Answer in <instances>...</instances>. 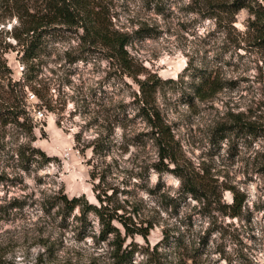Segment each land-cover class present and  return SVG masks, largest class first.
<instances>
[{"label": "rangeland", "instance_id": "1", "mask_svg": "<svg viewBox=\"0 0 264 264\" xmlns=\"http://www.w3.org/2000/svg\"><path fill=\"white\" fill-rule=\"evenodd\" d=\"M10 1L0 0V48L12 45L0 82V264H114L113 238L101 241L93 215L86 225L73 219L77 210L65 218L61 196L148 228L145 238H125L123 248L136 250L129 264H264V139L221 140L219 131L234 117L263 116L254 17L231 12V0H94L105 27L130 38L129 75L97 53L76 61L81 30L67 29L30 65L35 97L27 82L19 91L28 66L11 37ZM155 80L152 106L175 142L173 172L157 171L135 100L139 82ZM208 81L217 91L198 95ZM11 93L18 110L26 106L18 123L8 114ZM234 196L243 203L231 218Z\"/></svg>", "mask_w": 264, "mask_h": 264}, {"label": "trees", "instance_id": "2", "mask_svg": "<svg viewBox=\"0 0 264 264\" xmlns=\"http://www.w3.org/2000/svg\"><path fill=\"white\" fill-rule=\"evenodd\" d=\"M40 4L37 7L24 0H11L9 8L12 15L17 18L18 26L13 28L11 37L14 40L16 47L20 48L18 53H21V61L26 64L27 71L25 73V81L21 85L20 90H23L29 83L30 89L34 91L33 94L40 96V92L36 87L37 81L31 75L33 72V61L37 59L38 55L46 50L48 41L59 36L61 31H69L67 29L81 30L79 39V52L76 61L91 59L95 53L100 55L101 59H106L111 62H116L124 69L123 73L129 75L131 71V59L127 53V47L130 43V38L125 33H118L111 30L108 26L105 27L101 11L94 10V0H39ZM231 12L237 13L242 9L247 10L248 14L254 17V21L250 22L251 26L256 29V48L264 54V24L260 23L264 20V7L256 0H231ZM264 3V0H262ZM8 3V2H7ZM212 0H208V5L211 6ZM99 7V6H98ZM14 13V14H13ZM57 26H64L60 28ZM6 47L0 48V82L3 81L6 69V60L2 58V54L7 53L8 48L12 45L5 44ZM9 73V72H8ZM27 73L29 74L27 76ZM9 85H12L10 80ZM160 85L159 80L149 83L148 81L139 82V93L136 95V102L138 104L139 116L149 126L151 130L152 139L155 142L158 152V172H173L168 169L167 165H176L175 162V148L174 139L168 126L165 125L160 116L159 111L153 108L152 94ZM215 83L208 81L196 88L198 95H202L206 90L216 92ZM0 87L2 88L3 86ZM12 92L18 91L12 86ZM8 101L10 102L11 121H18L22 115H26V106L18 110L16 100L12 98V93L9 94ZM42 98V97H41ZM257 120L242 121L234 117L232 125L228 128H220L221 140L225 139L227 133H232L234 136H242L245 139L252 138L264 139V109L260 111ZM18 123V122H17ZM41 156L44 154L39 152ZM165 162L166 165H165ZM162 165V167H160ZM175 169H178L177 167ZM174 169V170H175ZM182 179V186L184 191L189 194H195L197 186L192 183L186 175L178 174ZM242 200H238L234 196L233 203L229 206L231 218L239 215ZM57 206L60 213L69 218L75 210L77 215L73 219L81 225L89 224V217L93 215L98 223L99 238L101 241H106L110 237L115 243V250L113 252L114 264H129L133 254L136 250H131L127 245L123 248L125 238L140 236L145 238L148 235V228L136 227L132 224L129 218L118 215L116 211L100 205V207L88 204L81 198H67L61 196L58 198Z\"/></svg>", "mask_w": 264, "mask_h": 264}]
</instances>
